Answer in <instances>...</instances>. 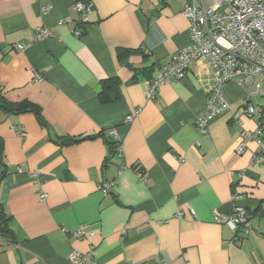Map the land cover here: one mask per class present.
Listing matches in <instances>:
<instances>
[{
	"label": "crops",
	"instance_id": "crops-1",
	"mask_svg": "<svg viewBox=\"0 0 264 264\" xmlns=\"http://www.w3.org/2000/svg\"><path fill=\"white\" fill-rule=\"evenodd\" d=\"M77 1L0 0V90L11 102L38 105L47 123L0 109V207L8 219L0 264H264V164L253 161L256 142L233 120L248 102L245 90L226 84L231 108L206 134L196 124L214 81L205 59L157 98L145 95L156 71L190 43L182 11L193 0H81L93 6L83 25ZM39 27L51 36L37 39ZM113 79L103 102V81ZM256 126L244 117L246 129ZM112 180L106 195L99 185ZM236 192L249 211L247 235L215 219L232 213ZM82 224L95 234L74 237ZM73 250L92 258L72 261Z\"/></svg>",
	"mask_w": 264,
	"mask_h": 264
},
{
	"label": "built area",
	"instance_id": "built-area-1",
	"mask_svg": "<svg viewBox=\"0 0 264 264\" xmlns=\"http://www.w3.org/2000/svg\"><path fill=\"white\" fill-rule=\"evenodd\" d=\"M74 8L81 15L80 24H85L93 10L92 4L79 0L74 4ZM182 12L190 21V43L174 54L167 66L158 69L156 75L147 82L146 97L157 98V92L162 85L182 79L198 59H205L213 72L214 81L204 113L196 123L198 131L201 134L208 133L210 123L230 110L225 86L235 81L245 90L248 102L233 113V120L244 140L253 139L256 142L257 149L253 161L264 164V104L252 102L254 98H264V0H193L185 3ZM73 33L80 36L82 30L74 29ZM50 36L49 29L37 28V39ZM25 47L24 44L16 45L19 51ZM37 77L40 78L39 75ZM140 112L141 109H137L127 116L126 122H133ZM244 117L256 121L255 130L244 127ZM110 133L116 137V155L123 159V143L118 139L115 129H111ZM245 149L246 144L243 142L237 147V153L242 154ZM124 169L126 166L121 167L120 173ZM136 172L138 177H143L139 169H136ZM37 174L38 171L35 175ZM115 184L116 180L101 183L99 189L108 195ZM46 196L45 193L40 194L42 200ZM241 198L240 193H234L232 200L235 205L232 213H218L215 219L247 235L252 229L251 219L248 209L238 203ZM193 214L195 216L194 212ZM180 216L183 214L180 213ZM61 230L65 235L70 234L67 227H62ZM88 231H91V227L82 224L72 235L82 238ZM90 234L95 233L91 231ZM92 254L73 250L69 258L72 261L84 262L91 259ZM154 264L166 263L160 261Z\"/></svg>",
	"mask_w": 264,
	"mask_h": 264
},
{
	"label": "trees",
	"instance_id": "trees-1",
	"mask_svg": "<svg viewBox=\"0 0 264 264\" xmlns=\"http://www.w3.org/2000/svg\"><path fill=\"white\" fill-rule=\"evenodd\" d=\"M117 85H118L117 79L103 81V89H102V92L100 93V97L103 102L109 101L108 91L110 88L115 89ZM0 109L3 112L8 113V114H21L25 112H33L40 118V121L42 123L47 124L46 121L43 119L41 108L38 105H36L35 103L29 100L11 102L5 98L1 90H0ZM115 147H116V142L114 143V148H113L114 152H115ZM2 158H3V147H2V144L0 143V166H2ZM3 175H4V172L0 170V178L3 177ZM7 221L8 219L4 211L0 207V231L1 232H7V226H6Z\"/></svg>",
	"mask_w": 264,
	"mask_h": 264
}]
</instances>
